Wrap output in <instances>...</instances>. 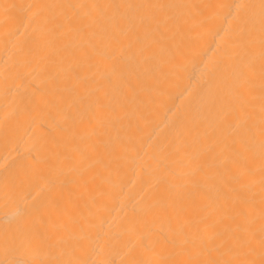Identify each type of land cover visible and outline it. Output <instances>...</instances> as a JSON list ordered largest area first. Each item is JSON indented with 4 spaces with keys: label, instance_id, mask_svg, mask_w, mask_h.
<instances>
[{
    "label": "bare ground",
    "instance_id": "1",
    "mask_svg": "<svg viewBox=\"0 0 264 264\" xmlns=\"http://www.w3.org/2000/svg\"><path fill=\"white\" fill-rule=\"evenodd\" d=\"M0 264H264V0H0Z\"/></svg>",
    "mask_w": 264,
    "mask_h": 264
}]
</instances>
